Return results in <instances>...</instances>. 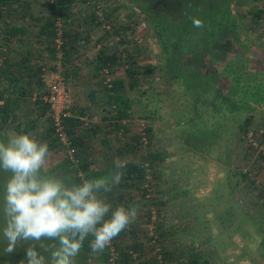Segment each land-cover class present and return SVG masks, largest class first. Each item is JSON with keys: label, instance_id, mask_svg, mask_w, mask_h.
<instances>
[{"label": "rangeland", "instance_id": "1", "mask_svg": "<svg viewBox=\"0 0 264 264\" xmlns=\"http://www.w3.org/2000/svg\"><path fill=\"white\" fill-rule=\"evenodd\" d=\"M26 1L34 14L48 17L46 0ZM196 1L140 0L138 5L134 0H105L97 12L102 25L92 30L87 42L81 36L86 7L79 5L73 10L78 21L67 29L81 33L76 53L92 50L93 57L101 49L107 54L119 51L123 59L111 78L124 81L126 94L134 102L128 134L142 136L145 127L151 128L154 150L165 155L153 172L157 177L148 171L144 184L148 209L137 212L135 219L142 217L144 245L154 234L150 229L161 223L163 231L172 230L165 246L186 248L193 240L205 241L202 247L211 255V264H264V21L255 24L250 17L264 0H236L237 24L225 29L209 51L184 53L176 46L166 47L144 2L161 10L159 15L164 16L167 26L172 22L171 4L176 2L183 14L177 16L179 21L170 31L172 37L179 38L194 18H201L193 8ZM113 9L118 10L108 16ZM57 27L61 33L60 22ZM61 55L46 61V77L57 70L65 76ZM128 55L138 71L135 81L125 72L130 63L126 61ZM248 118V131L242 136L240 127ZM43 130L41 124L27 134L47 143ZM13 131L10 124L6 126L0 141H6ZM146 147L140 144L137 154L145 156ZM49 152V160L63 161L59 148ZM44 172L74 183L69 171ZM9 175L0 171V209ZM132 197L138 200L141 194L134 191ZM148 213L151 222L146 224ZM3 226L0 211V264H20L28 243L21 242L15 252L6 253ZM149 245H153L152 250L145 247L142 258L164 264L158 255L159 244L151 241Z\"/></svg>", "mask_w": 264, "mask_h": 264}, {"label": "trees", "instance_id": "2", "mask_svg": "<svg viewBox=\"0 0 264 264\" xmlns=\"http://www.w3.org/2000/svg\"><path fill=\"white\" fill-rule=\"evenodd\" d=\"M135 3L139 5L140 0H134ZM259 1V0H256ZM11 2H16L13 4ZM105 0H46L48 4V17L47 21L43 26L40 27V35H45L47 40L45 53H46V61L54 60L56 55L61 53L62 58L60 63V67L64 66V64H69L71 62V53L74 51L72 55H74L78 48L79 42L78 38L81 33L75 31L74 34H71L70 29H67L66 23L69 19L72 18L73 10L79 6H85L86 12L84 16L83 22V41H88L90 39V33L92 30L99 28L102 25V22L97 17V12L101 10L103 3ZM197 5H194L193 8H196V14L200 16V20L203 22L202 28L194 27L192 22H190L185 30L180 32L179 38L172 37V32L170 28L176 27V20L179 21L177 17L183 14L179 9L176 8V2L171 4V11H169L171 16V26H167L164 21L163 15H159L161 10H158L151 3H146L145 10L147 11V15L152 22L153 27L162 37V42L167 46H176L178 47L179 52L189 53V52H197L199 51H209V47L214 41H217L219 37L222 35L223 31L229 27H232L234 24H237V8H236V0H198L196 1ZM192 9V8H191ZM118 9H113L109 12L108 16H110L113 12ZM30 12V3L26 0H0V18L6 19L12 15L15 17H28V13ZM81 12V11H80ZM83 12V11H82ZM18 14V15H16ZM175 17V18H174ZM251 19L258 24L260 21H264V5H259L255 10L251 11L250 14ZM61 23L63 29L59 35L61 45H59V49L54 48V42L56 46V39H58V23ZM102 40V39H101ZM42 44V43H41ZM57 58V57H56ZM123 57L120 55L119 51H114L110 54L105 53L104 50H99L95 57L96 67L95 70L99 75L102 76L103 85H102V95H104L103 103L106 107V112L108 113V120L111 122L108 124L109 129L105 132V134H113L116 136L118 147L114 150L113 158L110 168H108L105 172L106 175H110V173L115 169V165L117 163L122 164V167L119 169L123 173L121 178V183L112 188V190L107 195H112L115 198L114 202H112V209H115L118 206H123L125 208H129L135 206L137 208V212L141 214L144 210L148 209L147 200L144 198L147 196V189L144 187L145 182H147V176L149 169L152 170V177H157L154 172L158 163L164 160L165 155L162 152L154 150V141H153V130L149 127H145L144 133L141 135H137L136 137H131L128 133L130 130L122 129L120 122L122 121H130L132 120V107L134 102L132 99L128 97L126 94V89L124 85V81L120 79L111 78V74H113V70L116 66L120 64ZM132 59L131 55L126 56V61ZM125 61V62H126ZM130 62V60H129ZM30 65V60L28 58H24L17 63L15 66L16 74L11 75V83L13 85V91L11 93H16L21 96L27 94L32 97L35 93L36 98L34 101L35 108V118L29 120L28 123L19 122L16 123L15 119L18 120L17 114L22 109L19 101V97L16 99H6L3 101L2 107L0 109V132L11 123L14 124V128L17 134L28 133L35 131L37 128L36 122H43V132L42 135L45 139H48L47 145L49 150H53V148H63L66 149L58 142L56 136H54L53 126L49 116V107L43 101V97L46 94V90L44 89L45 85L41 82V74L43 73L41 68ZM135 63L130 62L129 67L125 70L126 75L135 81V76L138 74V71L135 70ZM64 77L66 80L67 86V78L69 74L65 73ZM75 70H73V73ZM68 75V76H67ZM107 75L109 77V81H107ZM28 78V81H24V78ZM34 78L36 79L34 81ZM35 84V87L39 89L38 91L32 93V84ZM9 90V89H7ZM41 90V91H40ZM68 90V89H67ZM32 93V94H31ZM2 98V96H0ZM22 98V97H21ZM26 102L28 100H25ZM213 111V110H212ZM23 113V111L21 110ZM26 116V114H25ZM73 120L70 117H65L63 119L64 128L69 137V140L72 143V146L75 148L74 159L78 160L77 167L75 169L74 163H71L68 157L65 156V172L69 171L72 175L77 174V170L86 173V169L83 168V164L81 163L80 155H78V149L76 143L73 138V130L72 127L74 124ZM249 118L245 121V125L240 127V133L242 136L247 134L248 126H249ZM124 128V127H123ZM126 131V135L123 136L124 140L121 143L117 136ZM92 132H96L94 129ZM156 142V141H155ZM147 144V153L145 156H140L137 154L139 150L140 144ZM74 168V169H73ZM257 173V172H256ZM155 174V175H154ZM230 174V171L229 173ZM244 178L246 177L243 175ZM137 191L141 194L140 199L134 200L133 192ZM163 202V201H162ZM161 202V204H162ZM144 206V207H143ZM144 216V213L142 214ZM139 217L138 220H135L128 227V234L131 239V244L125 247V249L119 250L116 246V250L118 253V258L116 260V264H130L133 261V254L141 259L139 264H154V260L152 258H142L145 247H147V251H151L153 245H149L150 242L158 243L159 252L158 255L164 264H211V255L204 250L202 246L206 244L202 241H192V244L186 248H181L180 246L171 245H163L167 242L168 236L171 234L172 230L163 231V224L160 223L154 226L153 233L154 237H149L148 243L144 245L141 239L142 230L140 227L141 219ZM146 224L151 222V215L145 216ZM126 230V229H125ZM87 243L83 242V246L81 250H87L84 247Z\"/></svg>", "mask_w": 264, "mask_h": 264}, {"label": "clouds", "instance_id": "3", "mask_svg": "<svg viewBox=\"0 0 264 264\" xmlns=\"http://www.w3.org/2000/svg\"><path fill=\"white\" fill-rule=\"evenodd\" d=\"M192 24L203 27L200 19ZM49 158L47 143L28 134L10 133L0 141V171L10 174L0 209L2 236L9 254L28 243L20 264H74L88 236L92 252H102L137 217L135 206L112 209L101 195L121 183L122 164L109 177L67 184L44 172Z\"/></svg>", "mask_w": 264, "mask_h": 264}, {"label": "crops", "instance_id": "4", "mask_svg": "<svg viewBox=\"0 0 264 264\" xmlns=\"http://www.w3.org/2000/svg\"><path fill=\"white\" fill-rule=\"evenodd\" d=\"M32 8L33 7H30V12H27L28 17H15L11 13L10 17L0 19V96H2V98H0V109L4 100L8 98L14 100L20 96L19 93H11L14 88L10 79L13 73L16 74V64L20 63L24 58L30 60V65L33 69L35 68L34 66H36V68H41L43 73L40 78L41 82L45 85L44 89L46 90L47 77L45 76V68L48 67V64L45 59L46 53L44 51L45 45L43 43L47 40V37L45 35H40L39 30L47 21V17H44V15L42 16L41 14H34ZM75 17L76 14L73 11L72 18L66 23L67 27L76 24L78 20L75 19ZM83 22L84 19L81 20V24H83ZM70 32L71 34L75 33V31L72 32V30H70ZM90 35H92V31ZM73 53L74 51L71 53L72 61L69 62V64L65 63V67L61 66V68L63 72L67 71L65 73L69 74V76L67 75V89L70 95L71 104L68 111V117L73 120V138L78 149V155H80V158L82 157L81 163L83 164V168L87 170L86 173L78 171L77 163L74 164V168L78 169L77 173L83 174L81 177H78L77 174L73 177L74 184H80L85 179L110 176L106 175L105 171L110 168L114 161L115 158H113V154L118 145L115 141L116 136L113 134H105L109 129L108 124L111 122L108 120V113L106 112L107 106L103 103L104 95H102L101 92L103 85L102 76L95 70V57L98 52L94 54L93 57L91 55L92 50L91 53L86 49L82 50V53H75L72 55ZM77 55H80L78 57L79 61L75 60ZM73 70H75L74 73ZM35 80L36 79L34 78V81ZM24 81H28V78L25 77ZM38 90L39 89L35 87L33 82L32 93ZM35 98V93L32 97L27 94L19 97L20 100L16 102L20 103L23 113L20 111L19 114L21 115V118L18 119V121L15 119L16 123H28L29 120L35 118ZM25 100L28 101L26 102ZM14 124L11 123L10 127L12 131L14 130L13 132L17 134L16 130L13 129ZM41 124L43 123L40 120L39 122H36L37 128H40ZM120 125L122 126V129L129 130V121H122L120 122ZM93 129L96 132H92ZM124 135H126V131L117 136V139H119L121 143L124 140ZM60 150L62 151L63 161L58 159L49 160L48 166L45 170L65 169V156L69 158V154L63 148L61 149V147ZM59 153L60 152H57L56 155L61 156V153ZM65 178L66 177H61L64 181ZM69 184L72 183L69 182ZM101 195L106 199V202L113 207L112 202H114L115 198L106 193H102ZM92 239V236H88L84 240V242L87 243L84 246L87 250H80V253L74 258V264H108L110 245H113L115 248L117 246L120 248L119 250H122L131 244L128 228L114 238L110 245L102 252H92L90 248V242ZM132 257L133 261L130 264H139V258L136 257V254H133Z\"/></svg>", "mask_w": 264, "mask_h": 264}, {"label": "built area", "instance_id": "5", "mask_svg": "<svg viewBox=\"0 0 264 264\" xmlns=\"http://www.w3.org/2000/svg\"><path fill=\"white\" fill-rule=\"evenodd\" d=\"M56 39V48L59 49L61 41ZM48 81L46 85V94L43 97V101L49 107V116L54 130V136H56L58 142L66 149L69 154V160L71 163L76 164L77 160L74 159L75 149L72 146L71 141L64 128L63 119L68 116V111L71 104L70 95L67 90L65 77L60 71L53 72L47 75ZM107 81H109L107 79ZM78 177H81L80 173H77ZM83 180V179H81ZM153 233V229H150ZM154 237V234H151ZM118 251L113 245L109 246L108 264H116L118 258Z\"/></svg>", "mask_w": 264, "mask_h": 264}]
</instances>
